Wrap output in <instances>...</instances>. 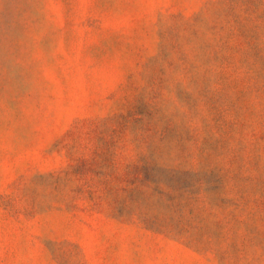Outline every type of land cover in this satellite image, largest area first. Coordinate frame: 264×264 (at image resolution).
Instances as JSON below:
<instances>
[{"label":"rangeland","instance_id":"1","mask_svg":"<svg viewBox=\"0 0 264 264\" xmlns=\"http://www.w3.org/2000/svg\"><path fill=\"white\" fill-rule=\"evenodd\" d=\"M0 264H264V0H0Z\"/></svg>","mask_w":264,"mask_h":264}]
</instances>
